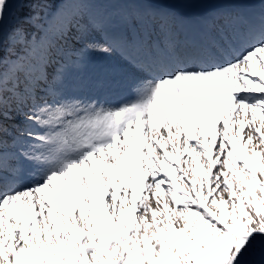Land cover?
I'll use <instances>...</instances> for the list:
<instances>
[{"label":"snow or ice","instance_id":"snow-or-ice-1","mask_svg":"<svg viewBox=\"0 0 264 264\" xmlns=\"http://www.w3.org/2000/svg\"><path fill=\"white\" fill-rule=\"evenodd\" d=\"M0 264H264V0H0Z\"/></svg>","mask_w":264,"mask_h":264},{"label":"rangeland","instance_id":"rangeland-1","mask_svg":"<svg viewBox=\"0 0 264 264\" xmlns=\"http://www.w3.org/2000/svg\"><path fill=\"white\" fill-rule=\"evenodd\" d=\"M64 7L68 8V7H71V5H64ZM135 98V91H134V88L132 85H129L128 87L124 88L123 90H121L118 94L114 95V96H109L107 97V99L112 102V103H123V102H128V101H131ZM219 127V126H218ZM246 130H247V122H246ZM235 132V129H233V133ZM233 133H230V134H233ZM241 135H243V133H241ZM219 138V137H218ZM209 139H211V137H209ZM242 141L240 140L239 136L237 137V144L238 146H241L242 145ZM170 151V149H169ZM179 157L180 159L178 161H176L174 163V167L175 168H187L190 170L191 168V165H185L183 163L184 159L185 158H188L189 160L191 159L190 157H187V154H185L183 151H180L179 152ZM167 171H169V169L167 167H165L164 169V173H166ZM203 172V169H201V173ZM162 173V175L164 174ZM172 179H174L176 181V183L178 184V186L184 190V191H187V189L184 187V182L181 181L179 179V172L178 171H175L172 173ZM197 180L199 182V178L197 177ZM164 199H168L169 196L167 194H162ZM152 202V201H150Z\"/></svg>","mask_w":264,"mask_h":264}]
</instances>
